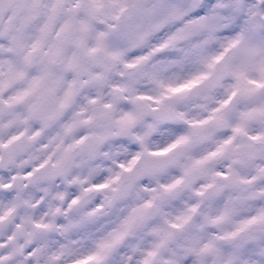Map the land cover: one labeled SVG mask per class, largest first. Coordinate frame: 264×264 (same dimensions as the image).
<instances>
[{"label": "snow or ice", "instance_id": "1", "mask_svg": "<svg viewBox=\"0 0 264 264\" xmlns=\"http://www.w3.org/2000/svg\"><path fill=\"white\" fill-rule=\"evenodd\" d=\"M0 264H264V0H0Z\"/></svg>", "mask_w": 264, "mask_h": 264}]
</instances>
